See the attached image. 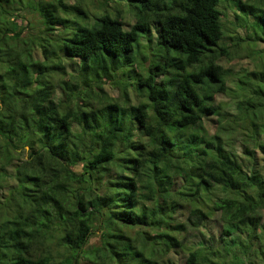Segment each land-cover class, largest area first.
Masks as SVG:
<instances>
[{"label": "trees", "instance_id": "1", "mask_svg": "<svg viewBox=\"0 0 264 264\" xmlns=\"http://www.w3.org/2000/svg\"><path fill=\"white\" fill-rule=\"evenodd\" d=\"M263 210L264 0H0V264H264Z\"/></svg>", "mask_w": 264, "mask_h": 264}, {"label": "rangeland", "instance_id": "2", "mask_svg": "<svg viewBox=\"0 0 264 264\" xmlns=\"http://www.w3.org/2000/svg\"><path fill=\"white\" fill-rule=\"evenodd\" d=\"M27 17L29 19H31V21L34 23V26L33 28H31L29 30V32H34V33H38L39 30L41 31L42 28H43V25L39 19V17L35 14H27ZM128 18L132 19L133 16L131 14L128 15ZM38 57H41L40 55H38ZM82 60H80L79 58H73L71 59V61L69 63L70 66H68V70L69 71H72L73 70V67H79L80 63H81ZM227 66H233V67H240V66H251V61L249 58H242V59H235L233 61H229L226 63ZM108 85V83L106 84ZM105 85V86H106ZM109 88V87H108ZM110 91V90H109ZM59 92V90L57 89V93ZM112 94H117L115 93V91L111 90L110 91ZM57 96H59V93L57 94ZM218 96V95H217ZM229 99V97L227 95H224V94H220L218 97H217V100L218 101H227ZM211 124V123H210ZM176 183L178 184L179 183V180L176 179ZM214 219V218H213ZM263 222H264V210H263ZM209 228L217 235V230H218V221L217 220H212V221H209V224H208ZM98 234H99V231L96 230L94 232V234L91 236L90 238V243H96L98 241ZM186 235V234H185ZM195 239V234L194 233H190V235H187L186 236V240L188 239ZM192 240V239H191ZM186 254L184 251L182 250H175V251H172L171 252V255H172V259L174 260V263L175 264H184V261H185V258H186ZM80 264H88L86 261L82 260L80 262Z\"/></svg>", "mask_w": 264, "mask_h": 264}]
</instances>
